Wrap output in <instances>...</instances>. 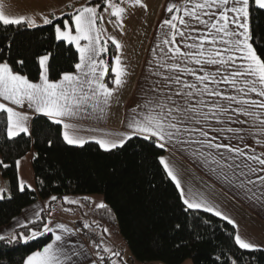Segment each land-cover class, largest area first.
I'll use <instances>...</instances> for the list:
<instances>
[{"label": "trees", "instance_id": "16d2710c", "mask_svg": "<svg viewBox=\"0 0 264 264\" xmlns=\"http://www.w3.org/2000/svg\"><path fill=\"white\" fill-rule=\"evenodd\" d=\"M107 1L86 0L84 5L102 8ZM75 13L34 27L0 22V63L9 64L14 73L33 82L41 77L39 57L44 55H49L50 81L74 72L79 63L78 51L72 44L58 39L55 28L63 27L66 20L71 22ZM251 33L253 46L264 59V9L254 3H251ZM116 54L115 44L108 42L107 51L101 55L108 65V85L114 79ZM31 150L37 191L27 187L21 190L17 172L16 161ZM165 152V147H159L154 139L139 135L111 150H104L95 142L70 145L63 139L61 125L45 116L33 119L30 135L23 133L9 138L6 114L0 112V171L10 189V195L0 198V228L40 198L48 202V211L56 203L66 209L78 208L83 223L104 238V244L108 231L118 238L121 235L133 260L142 264H183L188 260L192 264H233V261L264 264V249H243L235 242L233 224L184 204L161 161ZM66 195H78L82 203H68ZM93 195H100L101 202L95 204ZM100 204L106 207H98ZM47 213L6 237H15L14 242L0 240V264H24L30 255L52 241L51 232L27 242L23 240L32 231L43 229ZM118 249L107 253L112 261Z\"/></svg>", "mask_w": 264, "mask_h": 264}, {"label": "crops", "instance_id": "0c3cea01", "mask_svg": "<svg viewBox=\"0 0 264 264\" xmlns=\"http://www.w3.org/2000/svg\"><path fill=\"white\" fill-rule=\"evenodd\" d=\"M84 2H86V0H0V4L3 5L6 15L14 17L25 16L28 19L35 20L34 25L28 24L31 27L46 24L44 23L45 18L53 21L66 14L75 13L78 8L97 6L93 4L84 5ZM111 2L125 9L122 17L112 15V8L109 7L107 1L105 7L97 8L98 14L101 15L103 19H98L96 26L103 29L100 41L101 46H103L105 42L114 43V41L119 42L121 45L120 48H117L116 56L120 57L121 66L125 70V75L121 77L123 83L119 86L114 83L116 73L113 71V82L111 85H108L106 74L102 77V81L106 83L110 89H114L108 103L105 104L102 98L98 102L89 101L84 105V111L78 112L76 116L63 118L64 123L76 125L75 132L86 141L85 143L95 142L104 150L111 149L102 147L99 140L118 141L121 138V134L131 135L134 129L128 127L129 122L133 119H141L142 115L148 114L145 105H148L149 108H154V105L148 104L149 101L155 100L158 95H172L167 89H164L160 93L153 91L155 87L163 85L166 77L170 75H181L182 79L186 80L188 83L196 82L194 76L178 73L177 70L169 68L168 65L179 63L181 67L187 66L196 69L198 75L203 74L200 72L201 66L196 65L194 61L178 57L175 53L169 51L174 45H165L163 43L165 39H170L171 36V30L168 25L164 24V21L171 19L173 16H180L186 21H192L191 17L184 16L183 8H191L195 3L202 2V0H140V3H136L135 0H111ZM251 3L250 0V14L247 22L250 26L249 43L252 44ZM173 4L180 7L181 11L179 13L176 11L169 13L167 11L168 7ZM105 8L108 10L105 11ZM204 11L217 13L215 7L203 11L198 10L204 19H208V17L204 15ZM77 13L78 12L75 14ZM231 15L233 14L230 13V16ZM121 19L122 24L120 23ZM66 21L68 22V26L72 28L73 34H75L74 20L72 19L71 22L68 20ZM175 23L177 24V29L187 33L185 26L180 25L178 21H175ZM192 26L201 31L204 30L203 25L193 22ZM235 27V25H230V28ZM61 29L64 30L65 25L61 27ZM193 35H200V32L193 33ZM58 39L70 43L65 39ZM80 43L83 46L87 41L81 40ZM176 43L180 45L182 51L187 52L189 49L186 48L185 44H190L192 41L187 40L181 42V38L177 36ZM70 44L77 49L74 42ZM210 46L211 45L206 44V47ZM217 47L223 50L224 45L218 44ZM77 51L79 54L78 49ZM101 55L102 53L96 57L98 61L103 59ZM239 63L240 61H237V65ZM48 65L49 60L47 61V75ZM114 67L115 60L113 64V68ZM206 67L207 70L214 71L216 66ZM40 68L42 74L44 68L41 65ZM87 71V68H76L72 74L80 75L81 79H84L83 73ZM97 71L99 72V69ZM62 77L59 80H61ZM88 78L91 77L89 76ZM39 82H41L40 79L35 81V83ZM210 86L217 87L211 84ZM176 87L179 86L173 85V88ZM237 87H243V84L240 83ZM218 90L228 95L236 94V89L225 86L223 83L218 86ZM245 98L255 99L257 101L262 99L255 93H249ZM173 99L179 100V97L173 96ZM196 99H199V97H194V101ZM204 99L209 104L213 101L224 103L217 97H208L206 95ZM0 103H6L17 111H22L27 114L29 117L27 126L30 133L32 121L37 116H45L49 120L57 123L44 113L36 112L34 107H29L28 101H25L23 105H15L11 101H4L3 97H0ZM96 103H98V107L94 106ZM235 106L236 105L233 104V107ZM169 107H173V105L169 104ZM256 110L259 111V109ZM204 111H207V109H204ZM220 119H224L223 115H221ZM246 119L248 118L241 116V120ZM57 124L61 125L63 134V124ZM224 126L225 125L218 124L215 119H209L207 122L201 120L200 123L192 120L180 125L181 128H203L205 131L209 132V137L207 139L216 136L217 139L214 143H229L230 145L243 148L248 154H253V148H255L256 155H260L264 152V145L255 143V140L261 138L264 134L255 132V130L253 135L242 133V135H245V140L241 142L234 138L230 139L229 137L231 134L224 133L218 135L213 131V129L217 127ZM227 126L241 127L240 124L232 122H228ZM242 126L247 129L251 125L244 124ZM133 136L137 135H132L131 137ZM152 139L158 141V138L153 137ZM204 139L206 138L194 131L190 136L187 134L178 135L172 140L166 137L162 142L166 149L162 158L168 163L173 174L176 175L177 179L180 181V185L177 187L179 191L181 188L183 189L184 195H181L183 201L187 198L190 201L203 202L206 206H211L214 209V211L211 212L213 214H215V211H220L222 215L219 217L222 219H224V216L228 217L227 220H224L235 226L236 235L239 234L246 242H251L256 245V247L252 249H264V185H261L260 181L257 179L258 176L264 175V172L257 171L253 174L248 171V168L244 167V164H251L256 169H259L261 166L253 161H248L247 156L240 157L236 153H229L226 149H210L206 145L198 143V141ZM245 144H247L248 147H245ZM209 153H211V155H209ZM230 157H235V159ZM33 159L34 151L31 150L18 160L19 165L17 166V172L20 186L21 182H23L24 188L27 187L37 191L38 187L33 170ZM249 180L255 181V183L250 184L248 183ZM241 184H243V186H241ZM93 199H97L96 201H99V203L101 202L100 198ZM71 203L79 205L80 199ZM60 205L61 204L56 203L50 211H48V202L38 198L15 217L10 224L1 227L0 236H13L18 228L35 220L41 214L48 212L47 222L51 221L49 227L53 228L51 232L53 234V239L50 243L55 241L56 235H61L67 242L66 247L68 249H74L75 252L80 253L78 259L75 255L72 257V261H74L75 264H100L97 254L86 243L75 227L77 222H83L79 209L76 207V209H66ZM58 206L63 208L61 210L62 212L57 210L53 214L54 208ZM198 209L207 211L204 207ZM63 211H66V214L63 213ZM69 213H73L72 218L69 217ZM58 224L65 225L69 229L70 235L65 234L63 229L57 228L56 225ZM107 235L108 239L106 238L104 248L106 253L111 254L113 250L120 247H116L120 239L116 234L114 235V233L110 231H108ZM118 252L117 256L113 259V264H126V250L124 247H120ZM185 263L190 264V262ZM24 264H27V259ZM133 264H136V262L134 261Z\"/></svg>", "mask_w": 264, "mask_h": 264}, {"label": "snow or ice", "instance_id": "6c2138e0", "mask_svg": "<svg viewBox=\"0 0 264 264\" xmlns=\"http://www.w3.org/2000/svg\"><path fill=\"white\" fill-rule=\"evenodd\" d=\"M140 3V0H135ZM252 3L258 6L259 9H264V0H251ZM109 7L112 8V15L122 17L125 9L118 4H114L108 0ZM96 7H81L77 14L71 18L74 20L75 34L72 28L68 26V22L64 21L65 29L62 30L59 25L56 26L55 31L57 38H62L67 41L74 42L80 54V63L75 67L78 69L87 68V72L83 73L84 79L80 75L72 73H65L61 80L57 82L49 81L47 75V61L49 55L39 57V63L44 68L41 74L39 83L30 81L26 76L19 73H14L12 68L7 63H0V97L4 101H11L15 105H23L28 101L29 107H34L36 112L44 113L48 117L55 120L57 123L63 124V138L70 145H83L86 141L78 136L75 132L76 125L64 123V117L76 116L78 112L84 111V105L89 101L98 102L101 98L105 104L108 103L112 96L114 89H110L106 83L102 81L108 72V65L103 59L99 61L96 59L101 53L107 51L106 43L101 46V33L103 29L98 28L97 20H102L103 17L98 14ZM215 7L217 13L204 11V15L208 19H204L198 10L212 9ZM108 9L105 8V11ZM250 10V0H202V2L195 3L191 8L184 7L183 13L186 17H191L192 21H186L183 17L173 16L169 20H165L164 24L168 25L171 30L170 39H165V45H174L169 51L175 53L176 56L190 59L200 67L198 75L197 70L187 66L181 67L179 63H172L168 65L169 68L177 70L178 73H184L196 78V82L188 83L182 79L181 75L168 76L165 78L163 85L155 87L153 91L160 93L164 89L172 95L160 96L155 100L149 101L148 104L154 105V108H149L145 105L147 115H142L141 119H133L129 122L128 127L134 129L129 134H121V138L116 140H99L102 147L106 149L122 147L125 142L131 139L132 135H141L146 139L158 138V146L165 147L162 143L167 137L172 140L178 135H191L192 132H198L200 136L206 139L198 141L201 145H206L210 149H226L229 153H236L240 157L247 156L248 161H253L259 164V169L254 168L251 164L245 163L244 167L248 171L255 174L257 171L264 172V152L260 155L255 154V148L252 149L253 154H248L243 148L230 145L229 143L216 142V136L211 139L209 132L203 128H181L180 125L195 120L200 123L201 120L207 122L209 119H215L218 124L225 125L224 127H217L213 129L218 135L228 133L229 137L237 139L241 142L245 140V135H253V132L264 134V59H262L249 43L250 40V26L248 21ZM169 13L181 11L180 7L173 4L168 7ZM230 13L233 14L230 16ZM175 21L182 26H185V31L177 29ZM0 22L3 25H20L27 23L34 25L35 20L28 19L25 16L14 17L6 15L3 5L0 4ZM196 23L204 26L201 31L192 26ZM44 23H52L51 20L45 18ZM122 24V19L120 21ZM230 25H235V28H230ZM200 32V35H193V33ZM179 36L181 42L191 40L192 43H186V48L189 51H182L179 44L176 43V38ZM81 40L87 41L83 46ZM116 48H120L119 42H115ZM206 44L211 45L206 47ZM224 45L221 50L217 45ZM239 54V55H237ZM237 61L240 63L237 65ZM20 63H23L22 61ZM206 66H216L214 71L207 70ZM99 69V72L97 71ZM232 69V70H229ZM116 76L114 83L121 85L122 76L125 75V70L121 66L119 56L115 57V67L113 68ZM159 74V73H157ZM91 78H88V77ZM219 77V78H217ZM223 83L225 86L236 89V94L228 95L220 90L218 86ZM242 83L243 87H237ZM216 85L217 87H211ZM173 85L179 86L173 88ZM199 85V86H198ZM249 93H255L262 99L259 101L255 99L245 98ZM217 97L224 103L213 101L211 104L205 101L204 97ZM173 96L179 97V100L173 99ZM239 96V99H238ZM194 97H199L194 101ZM172 104L173 107H169ZM233 104L236 106L233 107ZM98 107V103L94 104ZM207 109V111H204ZM256 109H259L257 111ZM135 111V110H134ZM0 112L6 114L7 135L9 138L16 137L20 133L30 135L27 122L29 117L22 111H17L6 103H0ZM223 115L224 119L220 117ZM241 116L248 119L241 120ZM228 122L238 123L241 127L227 126ZM250 124L251 126L245 129L242 125ZM50 143V142H49ZM256 144L264 145V136L255 140ZM245 147H248L245 144ZM211 155V153H209ZM235 159V157H230ZM163 166L168 170V176L176 182L179 187L180 181L169 167L168 163L161 158ZM2 164V162H0ZM17 166L19 161H16ZM5 168L7 165H3ZM261 185H264V175L257 177ZM248 183L254 184L255 181L249 180ZM243 186V184H241ZM21 190L24 188L21 182ZM30 187V186H29ZM183 196V189H180ZM0 198H2V191H0ZM53 200L56 197H52ZM68 198H65L67 200ZM74 202V201H70ZM184 204L190 209L206 208L207 211L212 212L214 209L211 206H206L203 202L190 201L184 199ZM100 208H105L106 205H98ZM215 215L221 216L220 211H215ZM224 219H228L224 216ZM51 221L43 224L42 231H32L30 237H23L25 242L29 238L35 239L46 233L53 231L49 227ZM57 228L63 229L65 234L70 235L69 229L63 225H56ZM88 227V225H85ZM22 236V234H21ZM15 237L11 239L5 236H0V240H7L8 243L15 241ZM235 242L243 249H252L256 247L254 243L246 242L239 234L235 236ZM67 242L61 235L55 236V241L45 246L42 251H36L27 258V264H75L72 261L73 255L77 257L80 253L75 252L74 249L66 247ZM115 255V253H114ZM63 257V259H62ZM233 264L235 262L233 261Z\"/></svg>", "mask_w": 264, "mask_h": 264}, {"label": "built area", "instance_id": "2783aa9c", "mask_svg": "<svg viewBox=\"0 0 264 264\" xmlns=\"http://www.w3.org/2000/svg\"><path fill=\"white\" fill-rule=\"evenodd\" d=\"M86 224L79 221L75 224V227L82 235L83 239L86 243L94 250L99 258L100 264H113L112 259L107 255L106 250L104 248V238L94 233L89 229V227H85Z\"/></svg>", "mask_w": 264, "mask_h": 264}, {"label": "rangeland", "instance_id": "374dc122", "mask_svg": "<svg viewBox=\"0 0 264 264\" xmlns=\"http://www.w3.org/2000/svg\"><path fill=\"white\" fill-rule=\"evenodd\" d=\"M0 191H2V198L3 197H5L6 195H10V189H9V182H8V180L6 179V178H4L3 177V175H2V173H1V171H0ZM100 195H93V196H91L92 198H101V197H99ZM65 198H68L67 200H65L66 202H68V203H71L70 201H76L77 199L79 200V198H81L80 196H75V195H66L65 196ZM95 201H94V203L95 204H97V199H94ZM80 203H82V200H80ZM94 204V205H95ZM61 206V205H60ZM60 206H58V207H55L54 208V210H53V214L57 211V210H62L63 208L62 207H60ZM62 212V211H61ZM63 213H65L66 214V211H63ZM72 214L73 213H69L68 215H69V217L70 218H72ZM41 231V230H40ZM114 235H115V233H114ZM26 237H30V236H26ZM40 237V236H39ZM121 237V238H120ZM120 242L118 243V245L121 247V248H123L124 247V249L126 250V253H125V261H126V264H133L134 263V261L133 260H131V259H133L132 257H131V259H130V256H132L131 255V253H128V252H130V250H129V246H128V244H127V242H125L123 239H122V236L120 235ZM30 239H32V238H29L28 239V241L30 240ZM122 239V240H121ZM25 241V240H24ZM136 262V264H142V263H139V262H137V261H135ZM187 262H190V264H191V261H187ZM148 264H161L160 262H151V263H148ZM184 264H188V263H184Z\"/></svg>", "mask_w": 264, "mask_h": 264}]
</instances>
